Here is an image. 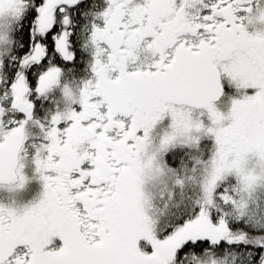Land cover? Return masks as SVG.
Here are the masks:
<instances>
[{"label":"snow or ice","instance_id":"obj_1","mask_svg":"<svg viewBox=\"0 0 264 264\" xmlns=\"http://www.w3.org/2000/svg\"><path fill=\"white\" fill-rule=\"evenodd\" d=\"M0 264H264V0H0Z\"/></svg>","mask_w":264,"mask_h":264}]
</instances>
